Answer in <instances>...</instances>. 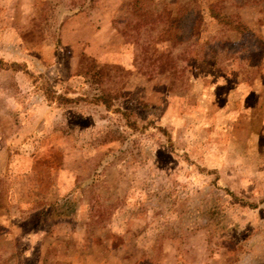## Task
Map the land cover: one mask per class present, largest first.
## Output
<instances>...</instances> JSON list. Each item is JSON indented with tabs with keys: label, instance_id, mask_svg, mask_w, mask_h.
<instances>
[{
	"label": "rangeland",
	"instance_id": "1",
	"mask_svg": "<svg viewBox=\"0 0 264 264\" xmlns=\"http://www.w3.org/2000/svg\"><path fill=\"white\" fill-rule=\"evenodd\" d=\"M0 264H264V0H0Z\"/></svg>",
	"mask_w": 264,
	"mask_h": 264
},
{
	"label": "trees",
	"instance_id": "2",
	"mask_svg": "<svg viewBox=\"0 0 264 264\" xmlns=\"http://www.w3.org/2000/svg\"><path fill=\"white\" fill-rule=\"evenodd\" d=\"M212 15L215 16L214 13H212ZM217 17H219V15H218ZM223 17H224V15H221V18H223ZM223 19H227V22H229V24L233 25V28H234L235 30H237L238 27L241 28V29L243 28V27H241V25H240L239 23H237L236 21L232 23V21H233L232 19H234V18L231 17V16H230V17L226 16V17L223 18ZM64 216H65V215H64Z\"/></svg>",
	"mask_w": 264,
	"mask_h": 264
}]
</instances>
